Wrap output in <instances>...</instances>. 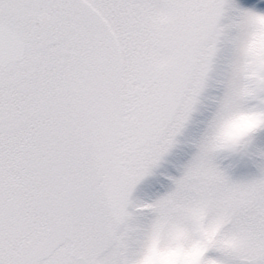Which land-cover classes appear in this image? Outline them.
Here are the masks:
<instances>
[{
  "label": "snow or ice",
  "instance_id": "1",
  "mask_svg": "<svg viewBox=\"0 0 264 264\" xmlns=\"http://www.w3.org/2000/svg\"><path fill=\"white\" fill-rule=\"evenodd\" d=\"M0 264H264V0H0Z\"/></svg>",
  "mask_w": 264,
  "mask_h": 264
}]
</instances>
